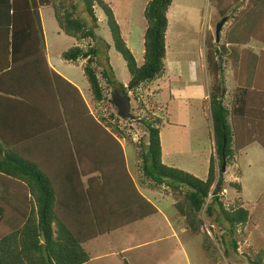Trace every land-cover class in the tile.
<instances>
[{
  "label": "trees",
  "instance_id": "obj_1",
  "mask_svg": "<svg viewBox=\"0 0 264 264\" xmlns=\"http://www.w3.org/2000/svg\"><path fill=\"white\" fill-rule=\"evenodd\" d=\"M215 1L217 7L222 3ZM171 3L146 2L143 59L138 66L104 0H0V264H84L90 259L85 243L157 212L127 170L120 142L124 133L117 125L120 117L115 112L109 118L94 116L78 88L48 64L40 8H51L65 35L93 40L88 49L73 45L60 57L69 62L85 59L82 71L92 102L106 100L114 106L100 79L113 90L124 92L125 88L115 82L107 56L97 72L95 42L101 38L96 34L95 11L100 9L114 50L130 75L128 85L134 88L137 108L144 109L135 92L140 84L151 83L165 71ZM82 11L88 19L80 15ZM243 13L251 19L244 41L253 38L263 44L262 49L238 50L235 44L240 36L227 32L225 42L206 53L213 81L207 98L215 156L209 157L205 179L162 162L159 128L166 113L152 116L154 110L140 119L146 137L136 144L139 182L149 190L166 187L180 217L177 222L183 221L194 235L203 225L200 212L212 217L222 230L214 237L222 245L221 256L230 249L236 251V229L245 225L249 212L238 203L224 205L215 193L220 180L216 173L221 178L222 164L229 165L235 153L251 142L264 148V75L254 77L258 70L264 73V0H246L236 17ZM204 44H209L208 39ZM223 56L230 58L238 80L229 104L224 102ZM230 185L240 189L237 182ZM222 189L219 186V192ZM204 237L203 249L215 255L216 246L208 235ZM249 263L264 264L263 252Z\"/></svg>",
  "mask_w": 264,
  "mask_h": 264
},
{
  "label": "rangeland",
  "instance_id": "obj_2",
  "mask_svg": "<svg viewBox=\"0 0 264 264\" xmlns=\"http://www.w3.org/2000/svg\"><path fill=\"white\" fill-rule=\"evenodd\" d=\"M104 1L112 9L126 46L139 66L143 59V34L146 27L143 8L148 0ZM245 2L246 0H222L221 5L217 7L215 0H172L167 12L168 26L165 32V71L151 83L140 84L135 92L140 97L144 109L137 108L138 102L132 96L134 88L128 85L130 75L125 62L114 50L105 15L100 9H96V34L101 38L95 42L99 49L96 58L97 72L105 64L104 59L107 56L114 80L117 85L124 86V92L130 98L131 113L135 116L134 121L120 118L117 125L124 133L120 142L124 147L127 170L137 184L141 177L138 167L140 159L137 156L139 146L136 144L145 141L146 137L140 119L154 110L157 111L152 116L164 117L162 113H166V118L159 128L162 162L205 179L209 157L215 156L207 98V91L213 82L206 61L208 48L211 52L218 48V43L225 42L227 32L235 33L237 38L240 36L237 40L239 42L235 44L238 50L250 47L259 52L263 47L262 43L253 38L244 41L248 36L246 32L250 33L248 22L251 24V19H247L244 13L238 17L236 15ZM41 12L48 46L46 52L52 63L61 75L69 78L78 88L94 116L109 118V113H116L117 110L106 100L100 103L92 102L82 71L85 59L69 62L60 57L61 52L73 45L88 49L93 40H75L65 35L59 29L50 7H44ZM221 13L227 14L228 17L221 26L219 39L216 41V24L225 18ZM80 15L85 20L88 19L84 11ZM92 26L95 28V24ZM205 39H208V45L204 44ZM223 57L224 102L229 104L238 80L237 76L233 77L230 58ZM257 73L254 77L264 75L263 70L261 73L258 70ZM100 82L107 96H110L113 87H105L102 79ZM161 106H164L165 110ZM216 176L217 180L221 179L219 186L223 189L219 192L218 187V194L224 205L228 207L238 203L249 212L245 225L236 229V251L230 249L228 254L221 256L222 245L214 237L221 235L222 230L212 217L203 215V212H200L203 218L200 233L194 235L186 230L183 221L177 222L180 217L173 208L174 198L167 193L166 187L161 186L160 189L145 193L147 199L156 206L157 212L144 220L132 223L128 229L117 230L89 241L90 253L108 254L99 259H91L86 264H124V260L128 264H250L249 260L254 259L259 251L264 255L263 146L254 141L241 148L235 153L230 164L224 166L221 178L217 173ZM231 182L239 183L240 189L231 186ZM211 187L213 188L214 184ZM138 191L142 192L139 189ZM209 201L210 199H207V202ZM205 235H208L216 246L215 255L211 250L209 253L203 249L202 240ZM125 247L129 248L125 250ZM213 257L216 258L215 261Z\"/></svg>",
  "mask_w": 264,
  "mask_h": 264
},
{
  "label": "water",
  "instance_id": "obj_3",
  "mask_svg": "<svg viewBox=\"0 0 264 264\" xmlns=\"http://www.w3.org/2000/svg\"><path fill=\"white\" fill-rule=\"evenodd\" d=\"M225 21H226V18H222L216 24V27H215L216 41L219 38V32H220L221 26L224 24ZM110 97H111V100L113 102V105L115 106V108L117 110L116 113L120 118H128L130 120L134 119V115H132L130 113V104H129V98H128L127 93H124V92L116 89V90H113L111 92ZM224 166L225 165L223 163L222 167H221L222 171L224 170ZM220 182H221V179L219 180V182L216 186L215 193L218 191V187H219Z\"/></svg>",
  "mask_w": 264,
  "mask_h": 264
},
{
  "label": "crops",
  "instance_id": "obj_4",
  "mask_svg": "<svg viewBox=\"0 0 264 264\" xmlns=\"http://www.w3.org/2000/svg\"><path fill=\"white\" fill-rule=\"evenodd\" d=\"M42 9L43 8H40V10H39V12H40V19H41V25H42V31H43V36H44V44H45V52L47 51L48 52V50H47V48H48V46H47V43H46V38H45V33H44V27H43V22H42V15H41V11H42ZM46 52V53H47ZM46 59H47V62H48V64L55 70V71H57L59 74H60V71H58V69H56V67H55V65H54V63H52V60L50 59V56L48 55V53L46 54ZM227 75H228V71H227ZM226 75V78H227V80H228V76ZM66 80H68L69 82H70V79L69 78H67V77H65L64 75H62ZM72 83V82H71ZM126 159V158H125ZM131 175V174H130ZM132 177V176H131ZM132 179L134 180V178L132 177ZM134 182H135V180H134ZM135 184H136V186H137V189H139V190H141L142 192H141V194L144 196V197H146L145 196V193L147 192V191H152V190H149L147 187H146V185H144V184H142V183H140L139 181H138V184L135 182ZM147 198V197H146ZM150 201V200H149ZM147 218V217H146ZM145 219V218H144ZM144 219H142V220H144ZM138 221H141V220H138ZM135 222H137V221H134V222H132V223H135ZM132 223H129V224H126V225H124V226H122L121 228H118V229H115V230H112V231H110V232H108V233H104V234H102V235H99L100 237L101 236H103V235H105V234H109V233H112V232H114V231H117V230H121V229H128L129 227H130V225L132 224ZM182 229H184L183 227H182ZM99 236H97L96 238H98ZM96 238H94V239H96ZM94 239H92V240H94ZM104 239V238H103ZM110 239H113V238H110ZM92 240H90V241H92ZM85 246H86V249H87V251L89 252V254H90V259L89 260H91V259H99L100 257H102V256H104V255H107L108 253H100V254H92V253H90V249H89V247H88V242L87 243H85ZM129 247H125L124 249L125 250H127ZM88 260V261H89ZM87 261V262H88ZM86 262V263H87ZM86 263H84V264H86Z\"/></svg>",
  "mask_w": 264,
  "mask_h": 264
}]
</instances>
